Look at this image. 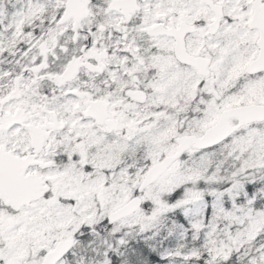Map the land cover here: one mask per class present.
<instances>
[{
	"label": "snow or ice",
	"instance_id": "1",
	"mask_svg": "<svg viewBox=\"0 0 264 264\" xmlns=\"http://www.w3.org/2000/svg\"><path fill=\"white\" fill-rule=\"evenodd\" d=\"M0 264H264V0H0Z\"/></svg>",
	"mask_w": 264,
	"mask_h": 264
}]
</instances>
